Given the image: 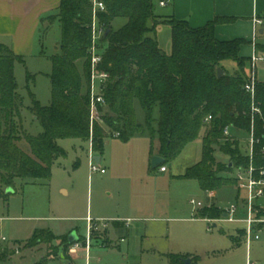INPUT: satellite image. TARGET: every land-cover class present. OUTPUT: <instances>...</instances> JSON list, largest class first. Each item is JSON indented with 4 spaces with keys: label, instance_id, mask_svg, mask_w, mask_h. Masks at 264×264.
<instances>
[{
    "label": "trees",
    "instance_id": "16d2710c",
    "mask_svg": "<svg viewBox=\"0 0 264 264\" xmlns=\"http://www.w3.org/2000/svg\"><path fill=\"white\" fill-rule=\"evenodd\" d=\"M98 1L104 6L96 16L102 31L98 70L108 78L99 91L102 103L95 105L96 118H91L92 6L88 0H60L53 16L60 28V40L59 53L48 57L50 103L43 107L29 94L28 111L41 128L37 136L25 132L21 119L22 98L14 66L22 59L0 44V200L6 203V190L14 192L18 185H48L54 162L66 156L57 145L63 139L90 143L91 152L100 156L107 139L127 142L145 136L150 141V155L156 151L163 159L162 164L151 168L155 171L176 159L204 129L201 159L182 176L196 181L203 192L235 187V180L226 175L250 162L255 169L264 167V82L255 80L252 95L244 90L248 59L239 53L245 41H218L214 36L215 26L226 19L215 18L202 28L192 29L185 21L155 16L153 0ZM118 19L125 23L115 30L113 24ZM159 25L170 29L169 54L156 40ZM45 34L41 29V42ZM225 61L235 63L233 74L222 66ZM218 69L223 72L220 78ZM136 106L143 123L138 122ZM208 117L211 119L206 122ZM225 128L253 140L252 160L240 153L237 141L228 142L223 135ZM21 141L28 145L29 154L18 147ZM216 148L228 159L226 164L216 161ZM199 215L215 220L222 212L211 206ZM238 233L242 238H232L236 245L244 235L243 231ZM45 236L55 237L49 231L36 230L26 244H45ZM64 245L72 246L68 239ZM51 257H42L35 264H51ZM186 259L170 255L167 264H184ZM3 262L5 257L0 256Z\"/></svg>",
    "mask_w": 264,
    "mask_h": 264
},
{
    "label": "rangeland",
    "instance_id": "374dc122",
    "mask_svg": "<svg viewBox=\"0 0 264 264\" xmlns=\"http://www.w3.org/2000/svg\"><path fill=\"white\" fill-rule=\"evenodd\" d=\"M165 12L167 10L158 6V0H153V14L161 17ZM54 15L46 17L42 23L46 33L42 42L39 37L31 49L19 50L22 62L14 66V78L22 98V124L31 136L39 135L41 128L28 111L29 94L43 107L50 103L48 75L51 64L48 57L59 53L60 40V28ZM124 23L125 20L118 19L113 28L117 30ZM156 33L161 50L169 54V27L159 25ZM222 66L230 74L236 71L234 62L225 61ZM249 72L246 66L247 76ZM256 74L257 81L264 82V62L257 63ZM94 94H99L97 82ZM136 111L138 122L143 123L138 106ZM98 115L94 112L93 118ZM204 132L203 129L195 142L165 164V174L158 169L152 171L151 160L156 151L150 155V141L145 136L127 142L107 139L100 156L90 153L89 144L80 140H59L57 145L66 156L54 162L49 184L18 185L17 193L11 194L6 203L0 200V256L5 257V262L0 264H35L47 256H52L51 264H167L170 255L184 256L193 264H264V227H260L262 230L256 234V241L251 239L247 243L245 233L238 245L232 240L235 235L242 238L237 231L245 228L241 222L246 218L241 206L246 199L244 191L227 186L215 193L216 204L223 209L235 205L238 198L237 218L240 222L237 223L207 224L196 219H201L199 214L203 209L194 210L189 204L190 201L208 203V196L196 181L182 179L185 170L201 159ZM227 140L229 143L237 141L240 153L248 155V136L231 131ZM224 142L226 140L220 144ZM17 145L29 154L24 141ZM96 157L101 159L97 165L104 169V174L89 171V163ZM215 157L217 162H228L219 148H216ZM235 173L233 169L226 176L233 179ZM256 213L258 219H264V200L259 201ZM110 219L131 222L128 228L119 223L124 226L111 233L109 243L100 220L108 222ZM88 220L95 223L97 230H91L87 240ZM109 224L111 226V222ZM36 230L49 231L55 237L45 236L46 243L37 246L26 244ZM72 232L80 238V247L75 253L64 245ZM87 249V255L82 253Z\"/></svg>",
    "mask_w": 264,
    "mask_h": 264
},
{
    "label": "crops",
    "instance_id": "0c3cea01",
    "mask_svg": "<svg viewBox=\"0 0 264 264\" xmlns=\"http://www.w3.org/2000/svg\"><path fill=\"white\" fill-rule=\"evenodd\" d=\"M161 1L165 3V6L162 8L167 10L161 17H173L175 20L185 21L192 29L202 28L215 18L226 19V22L215 26L214 36L218 41H231L236 39L245 41V45L241 47L239 55L241 58L248 59L247 67H249V71L251 57L256 56L259 58L255 63L254 69V76L257 81L256 65L257 63L264 62V0H158L159 7H161L159 5ZM59 2L60 0H0V44L10 48L16 55L22 54L19 50L25 48L31 49L40 36L39 33L42 29L41 20L56 14ZM255 20H260L261 24H255ZM156 40L158 42L157 33ZM100 161L101 159L99 158V163ZM166 172L167 169L165 172L160 173L165 174ZM235 187L237 188V186ZM216 192H204L208 196L207 205L202 201L197 202H201L204 208H209L214 205V207L220 210L223 209L219 204H216ZM15 193H17V187L11 194ZM237 199L236 204L238 205ZM241 206L245 210L243 205ZM196 219L209 224L205 220L207 218ZM110 222L111 226L109 224ZM121 222L127 228L130 227V223L127 225V221H120L119 219L105 221V224H108H106L105 228L102 227V231L109 243L111 233L124 226L123 224H119ZM90 231L91 229L88 226L87 238H89ZM242 231L245 233L244 229ZM232 238H236V235ZM78 239L80 238L78 237ZM250 242L251 240L249 242L247 241V243ZM101 247L107 248L110 246ZM82 253L87 255L88 249L87 252L83 251ZM85 258L87 259V257Z\"/></svg>",
    "mask_w": 264,
    "mask_h": 264
},
{
    "label": "built area",
    "instance_id": "2783aa9c",
    "mask_svg": "<svg viewBox=\"0 0 264 264\" xmlns=\"http://www.w3.org/2000/svg\"><path fill=\"white\" fill-rule=\"evenodd\" d=\"M92 6V42H91V48H90V71H91V84H90V96H91V118L93 119L94 112H96L95 105L98 103H102V98L98 95L94 94V84L97 82L99 84V91L101 88V85L105 83L108 76L106 73L101 72L98 70V66L101 62V55L98 48V41L102 35L101 29H99L97 24V13L104 10V6L101 2L98 0H88ZM159 5L161 7L165 6L164 2H160ZM255 24L260 25V20H255ZM259 60L256 56L251 57V63H250V72L247 76V81L244 85V90L249 93L253 94L254 92V86H255V76H254V69H255V63ZM254 112H258L256 109H253ZM210 117L206 119V122L210 121ZM224 137L228 138L230 136L229 129L225 128L223 132ZM118 135H116L117 137ZM253 145L254 142L250 138L249 143V152L248 156L250 160L253 158ZM90 147V143H89ZM90 153L91 149L89 148ZM236 171L233 179L237 183V188L239 191H244L246 193V199L242 201V205L245 208V216L246 218L241 221L245 224V235L246 239L249 242L251 239L258 240L257 233L262 230L260 227H264V219H258L256 216V208L258 207V203L260 200H264V167H261L259 169L253 168V166L250 164L248 167H239L234 169ZM89 171L90 173H96L99 172L100 174H104V169H101L94 161L91 159L89 163ZM160 172H165V167L159 168ZM190 206H192L195 210H201L204 208L203 204L201 202H195L190 201ZM222 216L218 220H209L205 219L209 224L214 222H220V221H226L228 223H235L240 222L238 217V209L237 204H231L225 209H221ZM103 225L102 227L105 228L106 224L104 220H100ZM99 221V222H100ZM89 223V229L95 230L96 225L92 220H88ZM130 221H127L126 224L129 225ZM89 238H87L88 240ZM3 241H5L4 238H2ZM80 245L79 242L76 244H73L70 247V252L75 253L79 249Z\"/></svg>",
    "mask_w": 264,
    "mask_h": 264
},
{
    "label": "water",
    "instance_id": "95a60500",
    "mask_svg": "<svg viewBox=\"0 0 264 264\" xmlns=\"http://www.w3.org/2000/svg\"><path fill=\"white\" fill-rule=\"evenodd\" d=\"M222 75H223L222 70L218 69L217 70V77L220 78ZM93 161L96 164H98L99 163V158L96 157V158H94ZM162 163H163V159H161V158H159L157 156L153 157L152 160H151V166H152V168H156L157 166H159ZM228 168L231 169L232 168V165L229 164L228 165ZM11 193H13L12 190H10V189H7L6 190V194L7 195H9ZM67 239H68V244L69 245L76 244L79 241V239L76 236V233L75 232L74 233H71L70 235H68ZM184 264H191V260L190 259L184 260Z\"/></svg>",
    "mask_w": 264,
    "mask_h": 264
}]
</instances>
